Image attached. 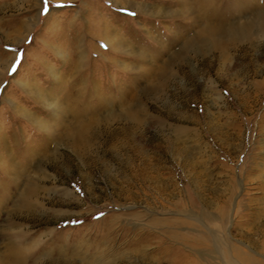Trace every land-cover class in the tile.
<instances>
[{"label": "rangeland", "instance_id": "374dc122", "mask_svg": "<svg viewBox=\"0 0 264 264\" xmlns=\"http://www.w3.org/2000/svg\"><path fill=\"white\" fill-rule=\"evenodd\" d=\"M213 1L210 18L197 0H0L1 251L12 235L26 264H264V28L187 44L264 0ZM70 110L89 128L73 147Z\"/></svg>", "mask_w": 264, "mask_h": 264}, {"label": "bare ground", "instance_id": "6f19581e", "mask_svg": "<svg viewBox=\"0 0 264 264\" xmlns=\"http://www.w3.org/2000/svg\"><path fill=\"white\" fill-rule=\"evenodd\" d=\"M197 3H198V6H200L201 8H204L206 5L209 9H212L210 12L207 10L209 15H210V18L211 17L213 18L218 13L217 7L210 8V6L214 3L213 0H197ZM203 11H205V10H203ZM262 28H264V12L263 11L256 13L254 18H252L251 20H246L243 23H237V24L232 23V24H228V25H221V24H214L212 22L211 23L208 22L204 26V29H203L204 34L199 33L198 37L194 38L191 41L189 40L190 42L187 44H189V45L192 44L197 49H202V48L206 47L207 45L210 46L211 44H213L215 46L220 45L221 44L220 40L225 34H229L231 38H236V37L242 36L244 38L249 39V38H251L252 34L255 31L259 32L260 30H262ZM105 40L110 44V46H114V43H113L114 40L108 34L105 36ZM28 91H30V90H28ZM35 93H37L36 90H35ZM58 109H57V111H58ZM57 111H56L55 115L58 116V114H60L61 117H59V119H62V121L65 122V124L63 126L64 127V131H63L64 133L62 132L63 133L62 136L73 147V143L71 142V140L74 139L75 135L78 134L80 136H84L89 130L88 126L85 123L86 116H83V117L74 116V115H72V112H73L72 110H70V112H68L69 115H63V114H68V113H66L67 111L62 112V113H59V112L57 113ZM45 126L47 128H49L48 130H49V132H51L50 125L45 123ZM57 136H60V133H58ZM65 192L66 193H64V194H67V195L73 193L71 189H66ZM27 195H28V193H27ZM18 202L21 204H25V205L29 204L30 206L35 205L32 201L30 202L28 196H23ZM22 210H23V208H22ZM4 237H5L4 238L5 251L4 250L1 251L2 247L0 246V264H26V260L28 261V256H29L28 251H30L25 246L27 241H24L21 239H18L17 241H15L13 239L12 235H9V236L4 235Z\"/></svg>", "mask_w": 264, "mask_h": 264}, {"label": "snow or ice", "instance_id": "6c2138e0", "mask_svg": "<svg viewBox=\"0 0 264 264\" xmlns=\"http://www.w3.org/2000/svg\"><path fill=\"white\" fill-rule=\"evenodd\" d=\"M19 61L17 60L16 64L13 65L11 72H15L18 67Z\"/></svg>", "mask_w": 264, "mask_h": 264}]
</instances>
